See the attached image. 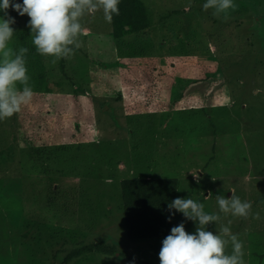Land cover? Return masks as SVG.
Segmentation results:
<instances>
[{"label":"rangeland","instance_id":"rangeland-1","mask_svg":"<svg viewBox=\"0 0 264 264\" xmlns=\"http://www.w3.org/2000/svg\"><path fill=\"white\" fill-rule=\"evenodd\" d=\"M142 1L147 31L117 41L102 12L86 15L78 71L66 67L84 81L70 93L42 87L0 121V264H62L98 242L127 256L86 252L63 264H160L164 238L130 239L121 199V179L150 176L177 178L176 198L208 213L231 190L250 201L259 219L220 223L243 243L245 264H264V0H234L226 21L203 10L206 0ZM8 12L13 26L27 24ZM182 221L195 232L175 212L173 226Z\"/></svg>","mask_w":264,"mask_h":264},{"label":"clouds","instance_id":"clouds-1","mask_svg":"<svg viewBox=\"0 0 264 264\" xmlns=\"http://www.w3.org/2000/svg\"><path fill=\"white\" fill-rule=\"evenodd\" d=\"M119 3L120 0H23L21 4L0 0V11L4 13L0 16V121L19 113L33 97L26 67L29 49L17 50L10 46L16 32L12 27L15 18L8 12L10 8L20 16L29 17L27 26L36 53L52 57L51 62L55 64L72 56L80 47L78 38L83 33V17L102 12L105 21L111 23L113 17L119 15ZM236 7L234 0H206L202 5L205 12L211 10L214 17H223L225 21ZM231 193L230 197L216 195V213L206 212L203 203L189 197L172 200L168 204L171 213L168 219L179 212L186 220L195 222L196 228L193 233L187 232L183 221L173 226L162 240L158 253L160 264H245L243 243L228 225L220 223L222 215L245 219L250 215L254 219L260 217L259 213H252L250 201L242 200L232 190ZM212 222L220 225L215 233L207 227ZM229 246L230 253L226 252Z\"/></svg>","mask_w":264,"mask_h":264},{"label":"trees","instance_id":"trees-1","mask_svg":"<svg viewBox=\"0 0 264 264\" xmlns=\"http://www.w3.org/2000/svg\"><path fill=\"white\" fill-rule=\"evenodd\" d=\"M12 2L22 4L23 0H12ZM118 7L119 15H115L111 22L113 39L119 41L125 37L126 33L147 31L150 28V17L142 0H120ZM28 20L29 17L27 16L25 23L28 24ZM27 24L20 26L12 25L16 31L13 35V48L18 50L20 47H27L29 49L26 67L27 74L30 75L29 84L34 88L33 92L38 91L40 93L39 89L43 87V93H52L53 89L58 86L62 94L70 93L67 89L71 85L75 87V85L79 84L80 80L84 81L82 77L79 79L76 74L79 68V65H77L78 57L72 55L67 59H60L57 63L53 64L51 62L52 57H43L37 54L32 45L30 29ZM69 60L72 61V70L77 68V71L73 73L74 75L66 72ZM43 81L44 84H42ZM62 84L65 85V88L62 87ZM85 85H87V82H85ZM78 95L80 94L78 93ZM31 129L29 132H31ZM31 136H34V133L31 132ZM34 137L37 138L36 136ZM48 147L51 148V145H43L40 149ZM58 148L63 149L65 145ZM51 150L52 148L46 151L50 153ZM178 182L179 180L174 177L154 176L142 178L130 177L120 180L124 221L127 235L130 239L165 238L170 234L174 216H172L171 220L168 219L171 215L168 210V204L176 198ZM51 191L57 192L58 190L53 188ZM172 211L175 212L174 209ZM86 252H99L107 255L117 253L127 256L126 252L118 251L116 245L98 242L84 244L78 249H73L66 255L64 262H68L73 257Z\"/></svg>","mask_w":264,"mask_h":264}]
</instances>
